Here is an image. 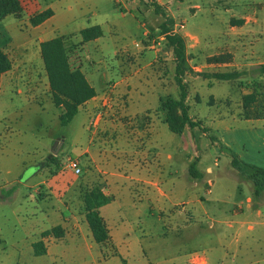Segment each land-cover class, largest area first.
Here are the masks:
<instances>
[{
    "label": "rangeland",
    "instance_id": "obj_1",
    "mask_svg": "<svg viewBox=\"0 0 264 264\" xmlns=\"http://www.w3.org/2000/svg\"><path fill=\"white\" fill-rule=\"evenodd\" d=\"M40 1L41 4L48 2L57 12L56 18L46 26L49 36L64 37L66 42L70 41L79 49L83 28L96 24L102 27L105 45L100 44L102 47L98 49L93 45L83 51L80 49L81 59L92 61L93 70L101 81L97 85L98 90L103 82L121 77L123 68L119 67V63L125 57L115 54L116 51L121 48L136 51L135 43H138L144 54L146 47L158 46V26L165 18L156 14L152 2L167 8V15L175 22L174 32L185 38L190 52L194 49L191 46L196 44L194 38H189L193 36L200 42L204 54L217 53L224 43L228 23L234 16L226 12L222 3L224 0ZM181 24L184 29H180ZM147 31L150 34L145 38ZM160 42L158 48L165 52L167 60L161 58V62H157L149 72L165 79L168 89L163 96L178 98L180 90L175 81V70L173 72L168 64V47L165 42ZM152 57V53L147 54L148 59ZM190 58L201 69L194 72H221L219 68L208 65L216 63L207 62V58L199 53L191 52ZM251 72V79L243 75L236 82H210L195 73L184 77L187 78L185 84L191 96L190 115L201 123L194 129L189 128L201 156L197 170L205 175L196 180L198 187L191 188L187 195L191 200H199L198 195L205 200L189 203L187 211L181 215L168 213L163 231L145 219L141 237L143 250L139 247L137 253L126 260L127 264H195L192 257L204 258L206 264H264V196L260 200L255 199L252 183L241 180L238 171L231 166L232 155L235 154L245 163L264 168V120L247 122L242 118L243 109L240 115L237 107L243 101L240 92L246 87L250 89V94L256 95L253 109L257 114H264V79H261L257 69ZM212 95L228 99L230 103L212 107L207 104ZM24 99V105L0 124V221H26L36 214L38 220L48 227L57 221L44 216V212H48L47 205L40 200L37 191L41 189L42 182L66 168L69 158L76 159V148L80 147L77 140L85 142L87 139L85 135L79 137L83 113H79L69 125L62 126L53 100L47 97ZM220 112L225 114L221 119ZM205 128L206 132H203ZM168 133H171L170 130ZM65 135L64 147L53 161L50 157L55 140ZM3 150L14 155L6 159ZM209 168L211 172L207 173ZM161 169L167 174H174L175 170L164 160ZM10 188L13 190L9 191ZM249 197L254 204L247 203ZM60 200L53 198L51 204L66 214ZM254 207L261 210V216L257 215ZM181 209L178 207V211ZM4 232L9 244L15 241L13 237L22 236L21 232L14 235L7 229ZM107 261L108 264H122L119 258ZM29 262L23 255L12 254L11 247L0 250V264ZM95 262L104 264L103 259ZM91 263V257L82 253L81 257H71L58 264Z\"/></svg>",
    "mask_w": 264,
    "mask_h": 264
},
{
    "label": "crops",
    "instance_id": "obj_2",
    "mask_svg": "<svg viewBox=\"0 0 264 264\" xmlns=\"http://www.w3.org/2000/svg\"><path fill=\"white\" fill-rule=\"evenodd\" d=\"M19 2L22 8L19 17L9 15L0 19V49L12 63L11 70L4 73L0 80V124L24 105L23 97L26 100L43 97L53 100L40 46L43 42L61 37L56 36L55 32H52L55 36H49L46 27L56 18L57 12L48 2ZM222 3L226 6V12L234 15L224 32L222 47L215 54H204L198 39L189 36L196 40V44L191 46L194 48L191 52L199 53L207 59L224 55L227 57L225 62L208 65L219 68L221 72H243V75L251 79V70H258L264 65V0H224ZM48 9L53 11V16L42 24L33 26L31 18ZM84 29L86 28L82 30ZM148 34L149 31L145 32L144 37L149 36ZM157 39L158 46L161 45L160 41L165 42L163 36H158ZM103 40L104 35L85 44L81 40L78 44L82 51L90 45L98 49L105 45ZM64 44L69 52L71 65L80 68L96 91V96L79 110V113H83L79 137L85 135L87 138L85 142L77 140L80 147L76 148V160L81 173L77 175L64 167L52 175L51 179L42 182L41 189L37 191L40 200L47 205L48 212H44V216L56 219V224L47 227L38 220L36 214L26 221H0V250L11 247L12 254L19 257L23 255L29 259L30 264H58L71 257H81L82 253L91 257V264H96L95 261L101 259L104 264H108L107 260L110 258H119L122 264H127L126 260L133 257L139 247L143 250L141 237L145 219L163 231L166 226L165 218H169L168 213L181 215L187 211L189 203L205 200L200 195L199 200H191L187 195L191 188L198 187V179L191 176L189 168L201 158L199 147L188 124L181 135L168 133L164 113L159 109L160 98L170 96H163L168 87L165 79L149 72L157 62H161V58L163 61L167 60L164 58L165 52L159 50L158 46L146 47L144 54L140 47L136 51L123 48L116 51L115 54L125 57L119 63V67L123 68L121 77L103 82L98 90L97 85L101 81L93 70L92 61L82 60L81 50L70 41L64 40ZM187 52L191 54L190 46H187ZM148 53H152L153 57L148 59ZM166 54H169L168 64L173 71L174 55L169 49ZM189 66L195 71L201 70L193 64L192 59ZM260 77L263 80L264 74ZM184 83H187V78ZM244 88L240 92L242 98L250 94V89ZM190 99L188 91L186 102L189 107ZM224 102L230 103L228 99L222 100L212 95L207 104L216 107ZM242 102L237 105L240 115ZM56 108L60 116L63 108ZM218 115L221 119L225 114L220 112ZM190 117L196 121L191 115ZM243 119L247 122L264 120ZM65 138L66 135L55 140L50 158H56L62 151ZM3 151L6 159L14 155L8 150ZM163 160L175 169L174 174L177 176L161 169ZM208 172H211L210 168ZM203 176L205 177L204 174ZM240 178L246 180L242 176ZM96 186L111 200L99 209L109 235V241L105 244H98L94 240L83 209L84 192ZM263 196L264 193L259 200ZM53 198L61 199L66 214L60 208H54L51 204ZM63 199L66 201H62ZM247 203L254 204L250 197ZM178 207H182L181 211H178ZM254 208L257 209V215L261 216V210ZM58 226L62 228V237L57 238L52 234L44 236L45 232ZM4 229L10 230L11 235L21 232L22 236L17 239L13 237L15 241L9 244ZM38 242L46 249L41 256L35 255L33 248ZM192 261L195 264H206L204 258L192 257Z\"/></svg>",
    "mask_w": 264,
    "mask_h": 264
},
{
    "label": "trees",
    "instance_id": "obj_3",
    "mask_svg": "<svg viewBox=\"0 0 264 264\" xmlns=\"http://www.w3.org/2000/svg\"><path fill=\"white\" fill-rule=\"evenodd\" d=\"M143 1V0H142ZM156 14H160L164 19L158 26V36H163L165 45L174 55L175 62V81L179 87L180 95L177 98L172 96L160 98V111L164 113V122L167 124L170 132L181 135L186 125L196 128L200 122L193 121L190 117V107L186 100L188 97V87L184 83V77L189 73H195L206 80L236 82L241 79L243 72H194L189 66L190 55L187 52V43L183 36L174 32L175 22L173 18L167 15L166 7L157 2H152ZM22 8L19 0H0V19L9 15L19 17ZM53 16V11L48 9L31 18V24L37 26ZM104 32L100 26H91L81 31L82 44L94 41L103 37ZM41 57L44 62L47 73L49 87L52 93L53 103L56 107H62L63 113L59 116L62 126L69 125L78 115L80 107L87 101L96 96L95 89L88 82L85 74L80 68H74L71 65L69 52L67 51L62 37H56L43 42L40 46ZM226 56H214L208 58L209 63H223ZM12 63L9 57L0 49V80L1 76L11 70ZM259 72L264 74V65L259 67ZM256 101L254 93L248 94L243 98V113L245 119H264V114H257L253 109ZM206 132V129H203ZM53 161L55 158L52 159ZM194 162L190 168V174L194 179L203 178V174L196 168ZM231 166L238 173L253 185V196L259 199L264 193V168L243 162L235 154L232 155ZM110 198L105 196L99 186L86 190L83 194V209L85 211L86 221L91 230L94 240L98 244H105L109 241L108 230L104 219L101 217L99 209L110 203ZM54 235L62 237L61 227H55L44 233V236ZM35 255L45 254L46 249L41 242L33 245Z\"/></svg>",
    "mask_w": 264,
    "mask_h": 264
},
{
    "label": "built area",
    "instance_id": "obj_4",
    "mask_svg": "<svg viewBox=\"0 0 264 264\" xmlns=\"http://www.w3.org/2000/svg\"><path fill=\"white\" fill-rule=\"evenodd\" d=\"M185 26L183 24L180 25V29H184ZM136 47H140V44L135 43ZM66 169L73 171L75 174L81 173V168L79 167V163L76 159L69 158L68 164L66 165Z\"/></svg>",
    "mask_w": 264,
    "mask_h": 264
}]
</instances>
